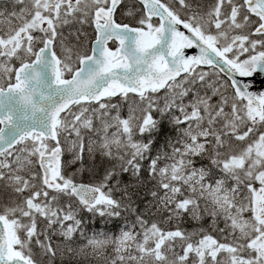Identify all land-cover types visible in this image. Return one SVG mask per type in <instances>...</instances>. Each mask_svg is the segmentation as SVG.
<instances>
[{
	"label": "snow or ice",
	"instance_id": "snow-or-ice-1",
	"mask_svg": "<svg viewBox=\"0 0 264 264\" xmlns=\"http://www.w3.org/2000/svg\"><path fill=\"white\" fill-rule=\"evenodd\" d=\"M257 76L264 0H0V264H264Z\"/></svg>",
	"mask_w": 264,
	"mask_h": 264
},
{
	"label": "trees",
	"instance_id": "trees-1",
	"mask_svg": "<svg viewBox=\"0 0 264 264\" xmlns=\"http://www.w3.org/2000/svg\"><path fill=\"white\" fill-rule=\"evenodd\" d=\"M113 44L111 45V47ZM64 161L68 162V155L64 156ZM107 167V162L103 161L101 158L97 157L94 161H88V169L83 172H77L79 164L68 163L66 167V172L68 174H76V179L78 182L82 183H95L100 175L103 174L104 168ZM140 203L141 209L144 207L143 200L138 201ZM207 223V222H206ZM191 227V225H187Z\"/></svg>",
	"mask_w": 264,
	"mask_h": 264
},
{
	"label": "water",
	"instance_id": "water-1",
	"mask_svg": "<svg viewBox=\"0 0 264 264\" xmlns=\"http://www.w3.org/2000/svg\"><path fill=\"white\" fill-rule=\"evenodd\" d=\"M111 42H109V44H110ZM189 54H194V52L196 51V50H191V49H189V50H186ZM254 80H255V85H257V87H258V89L256 90L255 88H254V90L255 91H264V77H260V76H257V77H254L253 78Z\"/></svg>",
	"mask_w": 264,
	"mask_h": 264
},
{
	"label": "rangeland",
	"instance_id": "rangeland-1",
	"mask_svg": "<svg viewBox=\"0 0 264 264\" xmlns=\"http://www.w3.org/2000/svg\"><path fill=\"white\" fill-rule=\"evenodd\" d=\"M68 162L70 163V156L68 155Z\"/></svg>",
	"mask_w": 264,
	"mask_h": 264
},
{
	"label": "bare ground",
	"instance_id": "bare-ground-1",
	"mask_svg": "<svg viewBox=\"0 0 264 264\" xmlns=\"http://www.w3.org/2000/svg\"><path fill=\"white\" fill-rule=\"evenodd\" d=\"M256 90L258 89V87H257V85H255V87H254Z\"/></svg>",
	"mask_w": 264,
	"mask_h": 264
}]
</instances>
